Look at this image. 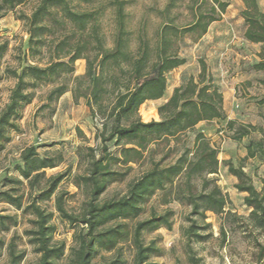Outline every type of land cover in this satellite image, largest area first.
<instances>
[{
    "label": "trees",
    "instance_id": "obj_1",
    "mask_svg": "<svg viewBox=\"0 0 264 264\" xmlns=\"http://www.w3.org/2000/svg\"><path fill=\"white\" fill-rule=\"evenodd\" d=\"M26 0H0V17L3 11L12 10ZM87 5L97 0H39L30 16L23 15L29 34V53L32 57L42 53L50 43L49 61L45 65L28 63L21 72L7 69V73L16 79L9 100L0 112V152L5 149L12 137L11 131H21L18 121L24 109L32 103L36 90L45 85H52L46 96L47 104L51 105L65 93L72 91L75 103L83 98L94 116L101 114L113 120L111 131L102 136L99 153L89 148V167L85 174L75 176L78 186L86 185L89 189L90 201L84 216L74 215L64 207L62 197H57V211L61 218L71 225L81 226L76 233V245L72 248L71 264H94L93 260L100 251L115 252L109 261L100 264H126L119 244L129 241L135 251L134 264H160L151 261L160 249L154 241L146 244L143 239L145 231H154L161 227L171 230L173 211L163 214L153 212L147 219L138 221L131 229L124 221L137 218L143 211L144 203L158 190L167 185L174 186L175 197L187 202L193 215L206 218V212L228 214L226 208L230 199L216 179L209 175L218 174L220 170L219 150L203 130L195 134L192 148H186L178 159L163 166L161 161H154L152 168L130 183L128 191L119 198L97 202L108 185L123 180L131 170V163L145 157V152L152 143L162 139L178 138L187 132L196 131L201 122H224L219 133L241 142L253 133H259L258 141L252 140L246 146V159L264 154V127L245 124L230 119L224 108V96L214 85V78L207 64L201 60L198 78L191 77L185 84L174 88L169 99L158 108L160 120L144 122L139 116V109L147 100H157L165 96L167 90L166 74L185 64L187 59L177 52V40L191 35L194 41L200 40L209 30L210 25L219 20L225 12L228 2L212 0L207 10L199 8L194 13V20L185 27L174 24L164 25L153 48L149 41L140 36L136 50L131 47L132 31L127 26L126 7L129 0H110L109 5L116 12L117 32L112 48L105 45V38L96 25L98 10H77L74 2ZM244 8L241 15L246 30L244 39L251 44L260 45L257 52L259 60L250 66L253 71H264V10L259 0H242ZM170 3L166 10L174 7ZM219 13L221 14H218ZM71 30L68 32L67 27ZM61 29L63 34L57 36ZM89 31V32H88ZM77 38V39H76ZM75 40V44L72 43ZM9 43L0 34V80L4 74L1 70L2 61L8 52ZM96 51L95 62L88 52ZM86 59V72L74 76L75 63ZM71 78V87L66 79ZM250 85V82H247ZM264 84V80H261ZM113 89V90H110ZM257 103L264 106V97L257 98ZM115 141L117 154L109 150L108 142ZM58 159L50 156L41 157L35 146H29L21 154V162L15 166L20 178L7 177L11 185H20L26 180L35 187L45 178V170L58 165ZM119 165L124 170L113 168ZM229 173L238 179L235 187L243 193L245 204L251 209L249 219L254 227L264 231V193L253 183L252 177L244 170V165L235 166L225 161ZM65 174H57L47 179V186L38 196L25 201L24 194H18L16 186L0 191V202H5L23 214L32 215L29 221L32 227L24 234L28 243L40 255L32 264H60L66 245L55 242V226L51 223L53 213L48 212L41 201L49 199L57 190ZM202 178V190L194 193L192 180ZM176 179H184L178 184ZM183 183V185H182ZM183 186V187H182ZM17 214L0 213V233L10 231L18 225ZM113 222V225L108 226ZM17 234L9 242L0 237V257L4 250L9 255L8 264H22L26 253L19 250L16 243ZM258 249L256 264H263L264 243L256 240ZM192 264H201L194 256Z\"/></svg>",
    "mask_w": 264,
    "mask_h": 264
},
{
    "label": "rangeland",
    "instance_id": "obj_2",
    "mask_svg": "<svg viewBox=\"0 0 264 264\" xmlns=\"http://www.w3.org/2000/svg\"><path fill=\"white\" fill-rule=\"evenodd\" d=\"M126 7L127 26L132 31L131 47L136 50L140 43V36L145 37L150 45L155 48L158 44L159 32L164 25L174 24L185 27L193 22L194 13L201 8L207 10L212 6V0H129ZM228 2L221 18L209 27V33L200 41H194L191 35H185L177 40V52L187 62L166 74L167 90L165 96L157 100H147L139 109V116L144 122L160 120L158 108L172 95L175 87L185 84L191 77L198 78L201 69V60L207 64L210 72L214 68L219 76L220 86L225 96V106L228 116L245 124L264 127V106L257 103V98L264 97V71H253L250 66L259 58L257 52L260 45L245 41L244 32L246 25L241 12L244 8L242 0H223ZM110 0H97L94 4L74 2L77 10H98L96 25L105 38V45L112 48L117 32L116 12L109 5ZM174 7L167 9L170 3ZM39 0H26L12 10L3 11L0 17V34L3 40L8 41L9 48L2 61L4 77L0 80V112L9 100L16 79L7 73V69L21 72L28 63L45 65L50 58V43L38 56L32 57L29 53L28 27L21 19L23 15L30 16ZM260 7L264 10V0H259ZM71 30L70 25L67 27ZM89 32V31H88ZM63 31L59 29L57 36ZM77 39V38H76ZM72 43L75 44V40ZM88 56L94 60L96 51L91 49ZM96 64V62H95ZM86 59H79L75 63L74 76L86 72ZM218 69V70H216ZM218 79V78H216ZM73 86L71 78L66 79ZM250 82V85L247 83ZM52 85H45L36 90L35 98L23 111L22 118L18 121L21 131H11V141L0 152V191L16 186L18 194H24L25 201L30 197L38 196L40 191L47 186V179L57 174H65L56 192L41 205L53 213L52 224L55 226L54 241L64 242L66 251L60 264H71L72 248L76 245V233L81 226H73L61 218L57 211V197L61 196L64 207L68 212L84 216L90 201L89 189L86 185L78 186L75 176L85 174L89 167L90 151L95 149L99 153L102 145V136L107 135L112 128L113 120L98 114L94 116L81 98L75 103L72 91L65 93L51 105L47 104L46 96ZM113 90V89H110ZM170 95V96H171ZM166 100V101H165ZM224 122L203 123L196 131L187 132L178 138L162 139L152 143L145 152V157L136 163H131V170L123 180L112 182L102 193L97 202L112 198H119L128 191L130 183L152 168L153 160L161 161L163 166L173 164L186 148H192L195 134L204 130L213 144L219 150L220 170L218 174L209 175L208 178L216 179L230 199L226 208L228 214H215L206 212V218L193 215L192 208L187 202L178 200L174 186L167 185L164 190H158L144 203L142 213L135 219L124 222L132 229L135 224L147 219L153 212L163 214L167 210L173 211L172 229L161 227L154 231H145L143 239L146 244L151 241L160 251L150 260L160 264H192L191 257L197 258L201 264H256L258 249L256 240L264 243V231L254 227L249 219L251 209L245 204L246 193L240 192L235 184L238 179L231 175L225 161H231L235 166L244 165V170L252 177L253 183L259 191L264 193V154L255 158L244 159L247 154L246 146L252 140L261 138L259 133L236 142L219 133ZM109 150L115 155L118 146L115 141L107 143ZM35 146L41 157L50 156L58 159V165L45 170V178L31 187L24 180L20 185H11L7 177L20 178L15 166L21 162V154L25 148ZM113 168L124 170L119 165ZM23 180V179H22ZM184 180V179H183ZM182 179H176L179 184ZM202 178L192 180L194 193L202 190ZM181 184V183H180ZM183 185V183H182ZM184 186V185H183ZM182 186V187H183ZM1 214H17L18 225L10 231L1 232L0 237L9 242L17 234L16 243L19 250L26 253L22 264H32L38 261L40 255L28 243L24 234L26 229L32 227V215L23 214L20 210L0 202ZM111 222L108 226L113 225ZM120 252L126 264H134L135 251L129 241L119 244ZM115 252L100 251L94 258V264H100L114 258ZM9 255L4 250L0 257V264H8ZM264 264V261H263Z\"/></svg>",
    "mask_w": 264,
    "mask_h": 264
},
{
    "label": "crops",
    "instance_id": "obj_3",
    "mask_svg": "<svg viewBox=\"0 0 264 264\" xmlns=\"http://www.w3.org/2000/svg\"><path fill=\"white\" fill-rule=\"evenodd\" d=\"M209 33V30H208V32L201 38V39H203L204 37H206V35ZM200 39V40H201ZM199 40V41H200ZM216 70H218V69H216ZM209 71H210V69H209ZM211 74H212V76H213V78H214V81H213V83H214V85L215 86H217L219 89H220V91L222 92V88H221V86H220V80H219V76L218 75H216L215 74V70H214V68L212 69V71H211ZM216 78H218V79H216ZM223 93V92H222ZM170 95L171 94H169V96H168V98L170 97ZM223 96H224V93H223ZM166 101V100H165ZM224 108H225V111H226V106H225V96H224ZM226 113H227V111H226ZM228 115V114H227ZM230 119H231V117L230 116H228ZM203 123H206V122H201V123H199L198 125H197V127L198 126H200V125H202ZM204 131V130H203ZM205 132V131H204Z\"/></svg>",
    "mask_w": 264,
    "mask_h": 264
}]
</instances>
